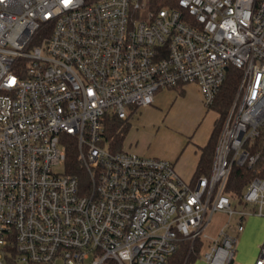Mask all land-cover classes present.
Instances as JSON below:
<instances>
[{"label": "built area", "instance_id": "1", "mask_svg": "<svg viewBox=\"0 0 264 264\" xmlns=\"http://www.w3.org/2000/svg\"><path fill=\"white\" fill-rule=\"evenodd\" d=\"M231 65L242 76L209 174L109 147L107 115L189 83L211 107ZM263 142L264 0H0V264H168L198 240L207 263L232 264L245 219L264 215ZM235 165L256 173L240 195ZM216 211L241 216L213 238Z\"/></svg>", "mask_w": 264, "mask_h": 264}, {"label": "rangeland", "instance_id": "2", "mask_svg": "<svg viewBox=\"0 0 264 264\" xmlns=\"http://www.w3.org/2000/svg\"><path fill=\"white\" fill-rule=\"evenodd\" d=\"M157 93L154 104L142 108L134 115H130V122L132 131L139 126L143 129L142 138L150 146V155L161 156L165 149L164 146L169 141L172 143L179 142L181 139L180 135L185 134L188 129L186 127L194 122L197 116L198 97L191 90V86L186 91V95L182 96L176 104H174L173 96L162 91L158 95ZM214 118L215 113L210 111L207 117L203 119L202 125L209 123L210 120L212 124ZM207 132V128L202 130V135L205 136ZM198 136L201 137V134H198ZM234 206L237 210L243 211L252 208L250 204L242 205L236 201L233 202ZM240 216L238 213L230 215L228 212L216 211L206 226L205 232L209 236L216 238L220 229L229 220L232 224H235ZM259 241L262 242L259 244L257 256L260 245L264 242V215H250L245 219L244 229L238 233V242L232 264H254L257 258V256L254 257V254ZM190 248L192 249L191 245ZM205 250H208V247L202 249L195 264H207L201 257ZM192 252L195 256V252ZM253 259L254 261L252 262ZM58 264H62V262L58 261Z\"/></svg>", "mask_w": 264, "mask_h": 264}, {"label": "trees", "instance_id": "3", "mask_svg": "<svg viewBox=\"0 0 264 264\" xmlns=\"http://www.w3.org/2000/svg\"><path fill=\"white\" fill-rule=\"evenodd\" d=\"M242 71L235 66H230L227 71L226 80L218 94L216 101L210 107L214 109L219 115L214 121V126L209 136L208 142L202 148L199 169L195 176L201 174H209L212 167L213 157L215 153L216 144L223 127L225 118L233 103L235 95L238 90L239 80L241 79ZM130 120L128 118H119L115 114L107 115L104 119V129L106 140L109 147L112 149H122L123 141L129 131ZM260 148L264 156V142L256 144L255 148ZM67 167L68 171L77 174L84 182L88 180L87 172L84 166L78 159V150L73 138L67 146ZM264 175V173H261ZM256 175L253 168L247 166L235 165L229 179L227 190L234 191L240 195L246 184ZM190 241H183L179 249L170 257L168 264H195L200 256L202 249L205 248L204 241H196L192 249L190 248ZM196 247V249H195ZM191 249V250H190ZM194 251L195 256L192 254Z\"/></svg>", "mask_w": 264, "mask_h": 264}, {"label": "crops", "instance_id": "4", "mask_svg": "<svg viewBox=\"0 0 264 264\" xmlns=\"http://www.w3.org/2000/svg\"><path fill=\"white\" fill-rule=\"evenodd\" d=\"M189 86H191V90H193V92H195V94L198 97L197 116L194 122L186 127L188 129L186 130L185 134L180 135L181 137L180 141L177 143H172L169 141V143H167L164 146L165 149H164L163 154L159 156V157H164V158L172 160L175 164V168L177 172L183 178L187 180L193 179L196 173L198 172L199 163H200L201 154H202V148L208 142L209 136L214 126V121L218 117L219 114L214 109L206 106L205 102L203 101L202 93L197 84L189 83V84L181 85L179 87L163 88L157 91L158 93L162 91V92H165L173 96L174 104H176L178 103V100L182 96L186 95V91L188 90ZM155 98H156V94H155ZM155 98H154V102H155ZM154 102L152 104H154ZM142 108H139L136 111H133L131 115H134L137 111H140ZM210 111L215 113V118L213 119L212 124L210 120L209 123H205V125H202L203 119L207 117ZM129 120H130V117H129ZM131 127L132 125L130 122V128L123 141L122 148L133 151V152H137L139 154L150 155L151 153L150 146L147 145L145 139L142 138L143 129L139 126V127H136L135 130L132 131ZM206 128L208 129V132L205 136H203L202 130ZM198 134H201V137H199ZM151 156H155V155H151ZM261 242L262 241H259L257 243L256 252L254 254L255 255L254 257L257 256L259 244ZM254 259L252 260V262L254 261ZM202 260L205 263H207L203 258Z\"/></svg>", "mask_w": 264, "mask_h": 264}, {"label": "snow or ice", "instance_id": "5", "mask_svg": "<svg viewBox=\"0 0 264 264\" xmlns=\"http://www.w3.org/2000/svg\"><path fill=\"white\" fill-rule=\"evenodd\" d=\"M69 2V0H65V3H68Z\"/></svg>", "mask_w": 264, "mask_h": 264}]
</instances>
